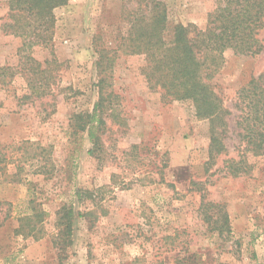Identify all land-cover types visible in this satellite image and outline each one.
<instances>
[{"label": "rangeland", "instance_id": "rangeland-1", "mask_svg": "<svg viewBox=\"0 0 264 264\" xmlns=\"http://www.w3.org/2000/svg\"><path fill=\"white\" fill-rule=\"evenodd\" d=\"M11 1L0 0V25ZM150 1L69 0L54 11L51 44L31 50L0 29V264H264V155L245 152L234 110L264 51L224 53L213 85L233 116L218 156L209 120L153 89L143 55H107V110L95 140L82 129L104 76L97 50L118 45L124 7ZM153 2L166 9L169 42L179 24L205 30L222 0ZM29 199L48 213L39 239L16 233ZM66 204L75 218L60 254Z\"/></svg>", "mask_w": 264, "mask_h": 264}, {"label": "trees", "instance_id": "trees-1", "mask_svg": "<svg viewBox=\"0 0 264 264\" xmlns=\"http://www.w3.org/2000/svg\"><path fill=\"white\" fill-rule=\"evenodd\" d=\"M153 1L134 4L133 10L124 7L122 21L126 22V26L118 28V45L113 49L102 46L97 50L100 54L99 73L101 77L104 76L98 83L99 100L93 114L79 116L83 120L82 129L85 131L89 127L90 138L95 140L94 127L102 122L101 117L107 110L105 103L110 95L104 88L105 74L113 65V59L107 55L120 51L130 56L143 55L147 60L146 79L153 89L159 88L166 100L191 102L197 118L209 120L212 135L210 154L218 156L225 151L222 140L228 137L227 118L233 116V113L224 106L222 98L215 91L213 80L225 64L224 53L227 50L241 57H254L264 51V0H222L209 15L205 30L179 24L169 42L164 38L166 9ZM68 2L12 0L7 20L0 25V29L7 35L22 39V48L25 50L37 46L47 47L54 35V11L66 6ZM106 60L107 67L103 69ZM6 70L10 71L9 68ZM33 74L37 76L42 72L34 70ZM234 110L237 112L235 125L239 131L238 137L245 146V152L263 156L264 71L238 91ZM234 173L238 175V170ZM76 197L81 201L79 192H76ZM26 206V211L18 217L16 233L26 238L39 239L44 234L48 213L33 199H29ZM74 218L72 205L66 204L57 212L60 234L55 241L60 254L72 236ZM221 218L226 220V216Z\"/></svg>", "mask_w": 264, "mask_h": 264}]
</instances>
